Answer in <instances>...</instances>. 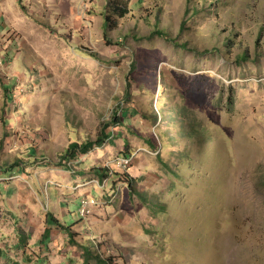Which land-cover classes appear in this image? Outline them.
Returning <instances> with one entry per match:
<instances>
[{"label": "rangeland", "instance_id": "374dc122", "mask_svg": "<svg viewBox=\"0 0 264 264\" xmlns=\"http://www.w3.org/2000/svg\"><path fill=\"white\" fill-rule=\"evenodd\" d=\"M129 1L0 0V264H264V0Z\"/></svg>", "mask_w": 264, "mask_h": 264}, {"label": "trees", "instance_id": "16d2710c", "mask_svg": "<svg viewBox=\"0 0 264 264\" xmlns=\"http://www.w3.org/2000/svg\"><path fill=\"white\" fill-rule=\"evenodd\" d=\"M115 6H118L122 9H124V12H126V10H128V8L130 7V1L129 0H115L114 2ZM106 23L109 24V26H113L114 23L111 22L109 20V18L106 19ZM163 33H161L162 35ZM167 40H170L169 37H165ZM183 46H187V43L182 44ZM123 112V111H122ZM156 114V113H155ZM155 121L157 122L158 119V115H155ZM162 118V117H161ZM162 120V119H161ZM121 123V117H117L115 116L113 121H111L110 123H107L100 131L99 135L97 136V139L95 141H87L84 142L82 144H80L79 142H74L71 143L68 147V149L65 151V153L62 155V159L65 161H75L77 160L81 155H87L90 152L94 151L96 148H101L103 146H105V143L108 142L109 139H111L110 133L108 132V129L111 125L115 124L118 125ZM191 127H189L186 130V133H188L189 129ZM148 144L150 145L151 148L153 149H158V146L155 145L154 141L150 138H146ZM162 145V144H161ZM91 173H94L99 179H101L102 181L104 179H106L107 177H109V173H110V169L107 168H93L92 170H90ZM130 181H134V179L132 178ZM133 182H129V188H130V192L132 193V195H136L139 196L142 200H146L144 194L140 193L139 190H137L135 188V186L133 187L132 185ZM48 224L50 225V227L54 226V227H58L59 229L65 231L68 236L70 237V243L75 244V235L76 232L73 231V226H66L62 223H60V221L58 219H56L54 217L53 214H48ZM28 237L26 236H22V234L20 235V244L22 246V244L25 243V241L27 240ZM82 249L84 251L85 254V263L89 264L90 261L92 259H96L98 261V263L100 262V264H110V261H108L107 259H103L102 257H100L99 255H96L93 252V249L90 246H82ZM13 264H20L18 262H14Z\"/></svg>", "mask_w": 264, "mask_h": 264}, {"label": "built area", "instance_id": "2783aa9c", "mask_svg": "<svg viewBox=\"0 0 264 264\" xmlns=\"http://www.w3.org/2000/svg\"><path fill=\"white\" fill-rule=\"evenodd\" d=\"M117 164L120 165L119 168L125 169L129 164V160L123 158V159L118 160ZM93 205H94V201L91 199L82 200L81 205H80L81 216L84 218L88 217L91 214Z\"/></svg>", "mask_w": 264, "mask_h": 264}]
</instances>
